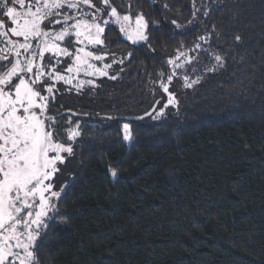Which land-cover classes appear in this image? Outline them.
Masks as SVG:
<instances>
[{
	"label": "trees",
	"instance_id": "16d2710c",
	"mask_svg": "<svg viewBox=\"0 0 264 264\" xmlns=\"http://www.w3.org/2000/svg\"><path fill=\"white\" fill-rule=\"evenodd\" d=\"M111 3L119 13L144 14L149 42L132 44L110 25L105 51L117 62L108 75L50 104L53 115L75 111L59 125L71 117L82 135L57 222L37 249L40 264H264V0H196L201 11L191 25L192 0ZM213 25L221 36L213 34L211 48L226 66L203 74L212 61L199 52L198 71L188 75L203 79L179 93V116L120 119L160 101L166 61Z\"/></svg>",
	"mask_w": 264,
	"mask_h": 264
},
{
	"label": "snow or ice",
	"instance_id": "6c2138e0",
	"mask_svg": "<svg viewBox=\"0 0 264 264\" xmlns=\"http://www.w3.org/2000/svg\"><path fill=\"white\" fill-rule=\"evenodd\" d=\"M100 3L105 7H98L93 0H0V264H40L37 249L43 244L42 237L46 238L56 224L57 201L68 187L65 184L54 190L53 178L61 171L60 166L75 155L74 145L82 130L79 121L73 124L69 117L67 127H63L59 125L63 114L49 113L59 91L56 84L62 82L71 86L69 91L80 92L85 85L95 86L92 79H77L80 73L88 77L108 75L111 64L100 68L95 62L109 55L105 51L109 47L105 29L110 25L117 26L132 44L149 42V23L143 13L133 16L129 10L121 14L111 0ZM200 11L196 0H192L189 25ZM202 15H209L207 7ZM171 24L176 30L184 28L175 19ZM213 34L217 39L221 36L215 25L211 33L199 35L187 51L181 42L175 55L166 61L170 71L159 73V87L167 100L145 115L158 121L173 108L179 116L180 102L169 91L177 75L182 77L183 87L193 88L203 74L225 68V56L211 48ZM240 39L239 35L235 37L237 42ZM199 52L206 53L212 64L193 79L188 72L198 71L195 64L201 62ZM66 60L71 63L61 71L59 65ZM122 133L124 142H135L130 123L123 124ZM110 174L117 178V169L110 168Z\"/></svg>",
	"mask_w": 264,
	"mask_h": 264
},
{
	"label": "rangeland",
	"instance_id": "374dc122",
	"mask_svg": "<svg viewBox=\"0 0 264 264\" xmlns=\"http://www.w3.org/2000/svg\"><path fill=\"white\" fill-rule=\"evenodd\" d=\"M98 7H105L104 5L100 4V6ZM107 11V9H106ZM121 14H124V13H121ZM133 16H135V14H132ZM117 27V26H116ZM118 28V27H117ZM121 34V33H120ZM122 35V34H121ZM123 37V35H122ZM191 49V48H189ZM189 49H185L186 51L189 50ZM47 55V54H46ZM175 55V54H174ZM173 55V56H174ZM190 55H195V53H190ZM109 59V56H107V58L102 61V62H95L97 64V67H100L102 68L103 67V64H110L113 59L110 58V61L108 60ZM69 63H71V61H68L66 60V63H62L59 65V68L61 71H63L65 68L68 67ZM169 69H170V66H169ZM107 72H109V68L107 69ZM189 73V72H188ZM103 76H91V77H88V76H85L83 73H80V75L77 77V79H92L94 80V82H96V80L98 78H101ZM75 83V81H74ZM158 87H159V81H158ZM88 85H85L84 87H86ZM89 86H92V85H89ZM71 87L69 85H64L62 82L61 83H58L56 84V88L59 90L55 93V96L56 94H59V93H65V94H68L69 92H73V93H78L75 89H72L71 91L68 90V88ZM188 88H185L183 87V79L180 75H177L176 77H174L172 83L169 85V91L173 92L176 94L177 96V99H178V95L179 93H181L182 91H185L187 90ZM190 89V88H189ZM159 90H160V93H161V99H160V105H157L156 104V108L157 110L159 109L160 106H162L166 100H167V94L163 92V90L159 87ZM176 110L173 109V108H169L166 110V115L168 114H173ZM49 113H50V109H49ZM155 114V113H154ZM75 124V123H73ZM75 152V151H74ZM74 159H75V155L72 156V157H69L65 163L63 165L60 166L61 168V171L58 172L56 174V176L53 178V183H54V190H59L62 186H64V184H66V182L69 180V177L70 175L73 173V169L75 167V162H74Z\"/></svg>",
	"mask_w": 264,
	"mask_h": 264
},
{
	"label": "water",
	"instance_id": "95a60500",
	"mask_svg": "<svg viewBox=\"0 0 264 264\" xmlns=\"http://www.w3.org/2000/svg\"><path fill=\"white\" fill-rule=\"evenodd\" d=\"M153 107H156V103H154L153 106L149 110H147L146 112H144V113H142L140 115H122V116H119V118L120 119H124V120H129V121H140V120H137L135 118L142 116L145 119V118L150 117V116L145 115V113L152 112ZM73 113H75V115H77V113L75 111H72V110H69V109H65V110H62L59 114H63V115L64 114L73 115Z\"/></svg>",
	"mask_w": 264,
	"mask_h": 264
}]
</instances>
